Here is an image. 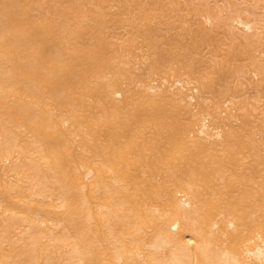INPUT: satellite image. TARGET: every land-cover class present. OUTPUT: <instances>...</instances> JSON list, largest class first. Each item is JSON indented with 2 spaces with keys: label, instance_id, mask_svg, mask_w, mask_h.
<instances>
[{
  "label": "bare ground",
  "instance_id": "6f19581e",
  "mask_svg": "<svg viewBox=\"0 0 264 264\" xmlns=\"http://www.w3.org/2000/svg\"><path fill=\"white\" fill-rule=\"evenodd\" d=\"M0 264H264V0H0Z\"/></svg>",
  "mask_w": 264,
  "mask_h": 264
},
{
  "label": "rangeland",
  "instance_id": "374dc122",
  "mask_svg": "<svg viewBox=\"0 0 264 264\" xmlns=\"http://www.w3.org/2000/svg\"><path fill=\"white\" fill-rule=\"evenodd\" d=\"M182 14H185V13H182ZM171 33H173V32H171ZM171 33H168V34L166 35V37H164V38H170L171 35H173V34H171ZM174 37H175V36H174ZM174 37H173V38H174ZM159 40H162V38L159 39ZM163 48H164V49H167V50L169 49V47L164 46V45H163ZM186 49H187V48H186ZM181 54L184 56V55L186 54V50L182 51ZM186 62H187V60H186ZM188 63H189V62H188ZM196 65H198V64H196ZM228 79H230V76H229V75H228ZM225 88H226V87H225V86H222V85H221V87H220L221 90H224Z\"/></svg>",
  "mask_w": 264,
  "mask_h": 264
}]
</instances>
